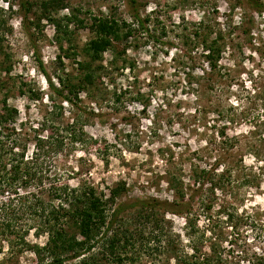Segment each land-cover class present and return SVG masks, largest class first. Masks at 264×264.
<instances>
[{
  "label": "rangeland",
  "instance_id": "1",
  "mask_svg": "<svg viewBox=\"0 0 264 264\" xmlns=\"http://www.w3.org/2000/svg\"><path fill=\"white\" fill-rule=\"evenodd\" d=\"M138 2L140 14L151 20L159 39L141 34L122 40L116 50L126 42L130 45L116 63L111 62L114 54L105 52L101 75L90 87L91 93L79 92L81 101L76 105L60 102L53 95L36 55L55 85L68 78L77 81L80 70L76 63L83 60L81 48L92 33L75 29L71 40L76 57L59 61L53 25L43 20L42 29L30 38L22 25L18 0H0L4 20L0 24V113L4 98L17 109L14 121L3 125L9 136L4 140L27 158L34 156L39 140L45 143V150L60 148L40 157L47 162L42 174H52L71 187L91 184L106 198L110 188L123 187L116 202L144 196L171 200L175 196L169 184L172 175L181 177L183 188L189 190L191 171L199 164L208 166L215 158L225 165L240 163L232 174L237 182L226 193L200 194L201 200L211 202L209 211L195 207L194 221L207 232L206 240L200 239V233L194 234L196 226H187L181 215L158 214L157 220L146 221L132 209L120 215V222L136 235L127 251L132 260L119 263L105 257L100 242L85 258L95 255L101 264H184V260L190 264H256L264 256V13L249 10L240 0ZM69 3L55 16L70 14L72 7L79 8L85 18L111 13L128 16L123 0ZM198 22H202L200 30L211 28L224 36L226 46L217 74L201 67L200 44L192 50L195 63L191 65L186 53L189 48L181 41L180 34L196 28ZM28 88L38 90L41 97L33 99ZM115 91L127 94L115 101ZM229 116L227 132L236 134L238 144L230 154H223L215 144L217 128L222 121L228 123ZM56 140L61 141L60 147ZM45 178L30 191L46 200L50 180ZM6 190H0V206L13 197L10 207L15 208L17 195ZM229 212L232 217L226 219ZM25 222H20L23 228ZM31 223L34 221L29 219L27 224ZM118 228L117 221L113 230ZM190 235L199 238L196 246L200 251L193 249ZM9 239L0 238V264H42L50 259L45 252L40 256L33 252L47 240L46 234L36 236L35 228L24 237L27 245L9 243ZM205 256L210 257L208 263ZM80 260L63 264H79Z\"/></svg>",
  "mask_w": 264,
  "mask_h": 264
},
{
  "label": "trees",
  "instance_id": "2",
  "mask_svg": "<svg viewBox=\"0 0 264 264\" xmlns=\"http://www.w3.org/2000/svg\"><path fill=\"white\" fill-rule=\"evenodd\" d=\"M123 1L127 8L128 16L126 18L113 13L90 14L89 18H85L80 16V9L77 7H72L71 13L68 15L55 16L54 13L70 6L69 0H18L17 5L21 13L22 25L30 38L33 37L35 30L42 29L43 24L41 22L43 20L53 25L59 50L57 56L59 61L62 57H76L77 53L71 40L75 29H88L92 33L90 39L81 48L84 56L83 60L76 63L78 70H80V76L76 78L77 81L68 78L66 82L61 80V84L55 85L44 68L40 56L36 55L40 72L48 81L53 95L60 98V102L65 101L77 105L78 101H81L80 91H85L86 94L91 93L90 87L98 80L101 70H103L101 62L104 53L109 51L114 54L111 59L113 63H116V60L125 54L126 48L130 45L126 44L127 42L121 50H116L117 44L122 40L127 41L141 34L146 35L148 39L155 40V29L149 23L151 20L148 17H142L140 14L138 0ZM240 1L249 10L264 13V0ZM30 14L33 15L32 20H29ZM3 23L4 20L0 18V24ZM70 25L74 27L73 30L70 29ZM201 25L202 22H198L196 28L188 32H182L180 34L181 41L189 48L186 53L187 57L190 58L191 65L195 63L191 56L192 50L200 44L203 49L201 55L204 59V63L200 62L201 67H206L211 72L210 74H217L221 68L220 59L226 46L225 39L223 34L220 32L214 33L211 28L207 31L200 30ZM161 29L164 34V28ZM1 47L0 42V51ZM115 67L116 69L119 68L117 65ZM28 93L33 99L41 97V93L34 88H28ZM114 94V100L119 101L127 92L120 91L117 93L115 91ZM3 103V112L0 113V190L4 191V187H6L8 193L17 195V204L15 208L11 209V203L14 200L12 197L11 200H7L0 206V238H11L9 243L15 241L18 244L27 245L24 237L31 228H35L36 236L46 234L45 245L42 247L35 246L33 249V252L38 256L41 252H45L49 256L50 259L41 262L42 264H63L65 261L76 258H81L79 264H101V260H98L95 255L85 258L86 254L99 242L102 247L101 252L105 257L115 258L116 262L119 263L127 259L132 260L127 256V251L131 248V241L135 240L136 235L128 226L120 222L121 214L133 209L138 212L137 215L140 219L146 221L150 218H156L157 220L158 214L181 215L185 218L187 226L193 228L196 226L194 217L198 214L195 209L196 205L203 209L201 210L203 212L204 209L209 211L211 208V202L207 204L205 199L201 200L200 194L203 191L214 192L216 190L226 193L229 185L232 182H237V180L235 181L236 177L232 174L240 163L236 162L234 166L225 165L215 158L212 164L205 167L199 164V167H195L191 171L190 179L192 182L188 186L189 190L183 188L181 177L172 175L169 184L173 188L175 196L171 200L144 196L129 200L122 199L116 202V199L121 196L123 187L110 188L108 198L97 192L91 184L71 187L68 182L56 180L52 174H50V177L42 174L43 165L47 162L45 160L40 161V157L44 159L51 152L60 148L56 149L52 146L50 150H45L43 149L45 143L39 140L37 149L32 153L34 156L27 158L24 152H19L13 146L6 144L4 138L8 139L9 136L7 132H4L3 125H6V122L14 121L17 109L8 106L6 98H4ZM219 113H222V110ZM227 113L230 114V111H227ZM228 119L232 118L229 116ZM230 122L231 120L228 123L222 121L217 128L219 139L215 144L221 147L223 154H230L232 150L237 148L238 144L236 134L230 136L227 132ZM11 131H14V129L12 128ZM55 144L60 147L61 141L56 140ZM198 155V151H195L196 158H198ZM44 177H47L46 180H50V185L46 188V200L30 191V188L41 183ZM20 191L22 193H19ZM231 217L232 214L227 213L226 219ZM29 219L34 221V224L28 225L27 221ZM22 221H26V224H24L26 228L22 227L20 223ZM36 221L37 224H35ZM117 221L120 228L113 230ZM70 229L74 231L71 232ZM159 229L161 230V227ZM160 230L156 233V236L160 235ZM193 232L197 235L200 233V239H207V232L201 231L199 226H196ZM190 237L191 242H193V249L200 251L196 246L199 238L192 235ZM262 256L257 258L256 264H264V256ZM203 259L207 263L210 261L209 256H205ZM186 261L184 260V264H190Z\"/></svg>",
  "mask_w": 264,
  "mask_h": 264
}]
</instances>
